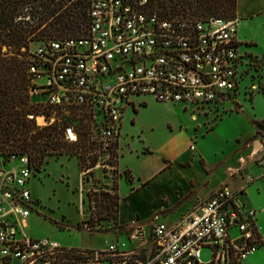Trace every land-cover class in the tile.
Segmentation results:
<instances>
[{"label":"built area","instance_id":"2783aa9c","mask_svg":"<svg viewBox=\"0 0 264 264\" xmlns=\"http://www.w3.org/2000/svg\"><path fill=\"white\" fill-rule=\"evenodd\" d=\"M88 20L82 36L30 48L29 94L31 102L56 112L85 116L95 145L119 143L126 111L138 98L215 108L241 86L246 54L238 18L167 15L152 0H90ZM52 117L28 114L39 126L57 124L66 142L79 141L78 122ZM0 144V264H246L264 243L257 210L229 185L173 222L156 216L148 226L138 219L119 224L104 247L33 238L28 229L39 202L31 188L38 159Z\"/></svg>","mask_w":264,"mask_h":264},{"label":"rangeland","instance_id":"374dc122","mask_svg":"<svg viewBox=\"0 0 264 264\" xmlns=\"http://www.w3.org/2000/svg\"><path fill=\"white\" fill-rule=\"evenodd\" d=\"M255 23V31L250 26L238 27V38L241 36L244 41L245 36L252 31L257 35L258 45L241 46V52L246 54L245 66H241L245 73L231 102L215 109L191 107L184 111L181 103L138 98V102L134 104V112L128 108L125 114L123 139L116 148L98 144V148L87 153L84 158L69 153L47 155L41 170L38 169L31 182L32 191L39 202L29 220V235L33 238H50L68 247H104L114 237L116 227L120 224L117 210L125 200L124 194L129 190L128 194L131 192L130 185L125 180L126 168L122 169L123 166L128 164L142 177L135 181L134 185L138 187L145 181L143 179L159 170L163 156L178 164L183 158L190 159L192 153L197 156L198 152L203 153L209 163L219 162L231 155L243 146V139L253 130L254 119L257 120L254 133L256 136H264V129H259L257 125H264V18H259ZM46 39L32 41L30 48H35ZM32 101L36 104L40 100ZM238 112L244 113L226 118L214 134L202 139L199 150L197 149L199 138L215 127L222 118ZM239 137H243L242 142L238 140ZM142 143L150 145L152 149L143 146V150L153 153L136 154L135 151L140 150ZM244 147L247 149V145ZM195 158L196 156H192L188 175H193L200 182L203 174ZM217 180L218 176L214 182L217 183ZM214 182L213 186L216 184ZM150 186L133 195L126 202L129 204L125 203L124 211H128V214L135 210L148 213L157 208L162 186L158 178H154ZM251 193L257 197L255 190ZM117 196L118 204H114ZM166 200L165 198L164 202ZM170 203L160 204L161 210L153 212L149 219L139 218L141 223L148 225L156 216L177 212L180 202ZM168 206L171 207L170 210H166ZM85 223H88L90 229L85 228ZM231 234L236 236L237 231L232 229ZM202 259H210L207 250H204Z\"/></svg>","mask_w":264,"mask_h":264},{"label":"trees","instance_id":"16d2710c","mask_svg":"<svg viewBox=\"0 0 264 264\" xmlns=\"http://www.w3.org/2000/svg\"><path fill=\"white\" fill-rule=\"evenodd\" d=\"M152 4L167 15L181 12L237 18V0H152ZM89 6L90 0H0V143L34 153L40 170L47 155L69 153L84 158L98 148L91 140L85 116L67 115L60 110L56 112L50 105L35 104L29 94L31 42L84 35ZM31 113L47 117L54 114L57 120L78 122L79 141L66 142L57 124L39 126L35 119L28 118ZM117 146L119 143L111 147ZM133 178L131 170L127 169V181L132 182ZM118 198L114 204H118Z\"/></svg>","mask_w":264,"mask_h":264},{"label":"crops","instance_id":"0c3cea01","mask_svg":"<svg viewBox=\"0 0 264 264\" xmlns=\"http://www.w3.org/2000/svg\"><path fill=\"white\" fill-rule=\"evenodd\" d=\"M237 18L239 19L238 27H240L241 25L242 27L250 26L255 31L256 29V28L254 29L256 25L255 21L258 20L259 18H264V0H237ZM238 34H239V29H238ZM245 37L246 38L243 41L241 36H239L240 41L246 47H255L256 45H258L257 35H254L252 31H250ZM250 42H253L254 44L248 45V43ZM143 100H147V98ZM182 107L183 110L185 111L186 108L190 109L191 107H196V106L182 104ZM128 108H131L134 112V107H128ZM215 108H204V109L207 110V109H215ZM242 113L238 112L222 118V120H220V122L216 124L215 127H213L204 136L199 138V141L197 142V149L199 150V146L202 142V139L207 137L209 134H214V131L218 130L221 127V124L226 118L232 115H240ZM255 121L257 120L254 119L253 130L251 131V133L246 135L247 136L246 139H243V137L238 138V140L241 142L243 139V143H244L243 146L237 150L239 154L234 155V153L237 152L235 151L231 155L222 158V160H220L219 162L209 163L205 155L201 152L200 153L198 152V156L192 153L193 155L191 154L190 159L183 158L178 162V164L172 159L163 156L162 157L163 163L159 168V170L154 171L152 175L143 179L145 181H142L138 187L134 185L135 181L137 178L141 180L142 177L140 175H137L134 169H132L128 164L123 166L122 169L124 168H126V170L130 169L132 175L134 172L135 176L133 175L134 178L132 182H128L127 179H125L126 182L130 185L131 192L128 194V192L130 191L129 190L127 193L124 194L125 200L124 202H122V205L118 210V217L120 220V224L127 226L130 225V223L135 219L138 220L140 219L143 220L144 218L149 219V216L153 212L161 210L160 204L162 203L166 204L171 202L170 205H172L173 202L174 203L180 202L177 208V212L167 214L166 216L161 215L159 217L161 221L173 222L178 218L182 217L184 214H186L192 207H194V205H196V203L202 202L203 200L209 198L216 190H218L222 186L229 185L230 187H232V189L241 191V195H240L241 200H243L246 203V205L254 207L257 210V217H256L257 224L260 227L261 231L264 233V218H263L264 136H256V134L254 133V125L256 124ZM259 124L261 123H258L257 125ZM123 134H124V122L122 127V135L119 140V145L121 143V140L123 139ZM244 145H247V149L244 147ZM143 146H148L151 149L150 145L146 143H142L140 146V150L137 149L135 153L136 154L153 153V151L146 152L145 149L143 150L144 148ZM131 151L132 150H130V152ZM123 156L124 154L121 156L120 159V168H121V161ZM192 156H196L195 159H197V163L199 164L202 170L203 177L200 180V182H197L193 175H188V172L191 169L190 166H191ZM242 158L243 161H241ZM231 164H234V166H231ZM217 176H218V180H217L218 182L216 183L214 182V180H216ZM179 177L182 179H179ZM154 178H158V181L162 186L161 195H160L161 199L157 208H154L148 213L138 212L137 210H135L131 214H128V211H124V208H126V204L127 205L129 204L126 202L129 201V199H131L133 195H135L137 192L142 190L144 187L150 186V183ZM213 182L216 183L214 186H213ZM253 190H255L257 197H254L253 194L251 193ZM165 198L167 199L166 202H164ZM170 209L171 207L169 206L166 207V210H170ZM246 264H264V243L260 246V248L255 254L248 257V259L246 260Z\"/></svg>","mask_w":264,"mask_h":264},{"label":"water","instance_id":"95a60500","mask_svg":"<svg viewBox=\"0 0 264 264\" xmlns=\"http://www.w3.org/2000/svg\"><path fill=\"white\" fill-rule=\"evenodd\" d=\"M258 127H259V129H263L264 128V125L259 124Z\"/></svg>","mask_w":264,"mask_h":264},{"label":"bare ground","instance_id":"6f19581e","mask_svg":"<svg viewBox=\"0 0 264 264\" xmlns=\"http://www.w3.org/2000/svg\"><path fill=\"white\" fill-rule=\"evenodd\" d=\"M241 161H243V158L241 159ZM246 161V160H245Z\"/></svg>","mask_w":264,"mask_h":264}]
</instances>
